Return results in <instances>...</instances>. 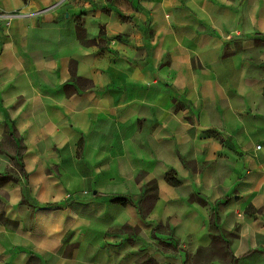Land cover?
Listing matches in <instances>:
<instances>
[{
    "label": "crops",
    "instance_id": "0c3cea01",
    "mask_svg": "<svg viewBox=\"0 0 264 264\" xmlns=\"http://www.w3.org/2000/svg\"><path fill=\"white\" fill-rule=\"evenodd\" d=\"M0 9V264H264V0Z\"/></svg>",
    "mask_w": 264,
    "mask_h": 264
},
{
    "label": "trees",
    "instance_id": "16d2710c",
    "mask_svg": "<svg viewBox=\"0 0 264 264\" xmlns=\"http://www.w3.org/2000/svg\"><path fill=\"white\" fill-rule=\"evenodd\" d=\"M23 1H26V0H23ZM76 28H77V33L79 34V35H81V29H80V26L77 24V26H76ZM92 40V39H91ZM70 68H71V71H72V73H73V68H72V64L70 65ZM73 78H75V79H77V80H80L82 83H83V85L85 86V87H89V86H91V81H89L88 79H85V78H81V77H76V76H74L73 75ZM174 173V171L173 170H169L166 174H165V179L169 182V183H171V184H173V185H177V184H179V181L172 175ZM122 202H123V200H122Z\"/></svg>",
    "mask_w": 264,
    "mask_h": 264
},
{
    "label": "built area",
    "instance_id": "2783aa9c",
    "mask_svg": "<svg viewBox=\"0 0 264 264\" xmlns=\"http://www.w3.org/2000/svg\"><path fill=\"white\" fill-rule=\"evenodd\" d=\"M59 2L60 1L55 2V3L51 4L50 6H53V5H55V4L59 3ZM50 6L40 8V9H38V11L46 10ZM22 14H24V12L14 13L13 11H6V10H3V9H0V21H2L6 26H8L10 24V21H11V19H12L13 16H15V15H22ZM259 147H260V144H256V148H259Z\"/></svg>",
    "mask_w": 264,
    "mask_h": 264
},
{
    "label": "rangeland",
    "instance_id": "374dc122",
    "mask_svg": "<svg viewBox=\"0 0 264 264\" xmlns=\"http://www.w3.org/2000/svg\"><path fill=\"white\" fill-rule=\"evenodd\" d=\"M153 186L154 185H151V184L149 185V196H151L153 191H154V190H152Z\"/></svg>",
    "mask_w": 264,
    "mask_h": 264
}]
</instances>
